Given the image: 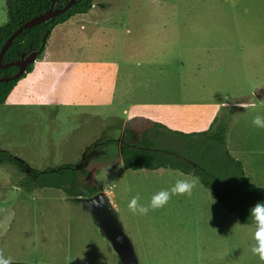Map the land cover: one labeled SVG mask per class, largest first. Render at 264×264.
I'll return each mask as SVG.
<instances>
[{
  "label": "rangeland",
  "instance_id": "1",
  "mask_svg": "<svg viewBox=\"0 0 264 264\" xmlns=\"http://www.w3.org/2000/svg\"><path fill=\"white\" fill-rule=\"evenodd\" d=\"M44 57L0 106V148L35 170H86L110 198L137 264H206L209 223L183 216L196 194L172 196L144 216L128 210L133 196L147 204L176 182L150 175L180 173L123 169L120 140L132 118L199 132L224 107L257 105L264 86L250 90L264 80V0H93L88 14L52 31ZM21 178L0 165V256L11 264H118L79 204L60 190L26 193ZM236 245L231 264H244L247 245Z\"/></svg>",
  "mask_w": 264,
  "mask_h": 264
},
{
  "label": "trees",
  "instance_id": "2",
  "mask_svg": "<svg viewBox=\"0 0 264 264\" xmlns=\"http://www.w3.org/2000/svg\"><path fill=\"white\" fill-rule=\"evenodd\" d=\"M55 2V8L68 0H5L7 23L0 26V49L6 39L26 21L45 13ZM93 7V0H78L61 15L30 29L23 30L5 51L1 64L6 65L21 55L37 50L42 39L46 42L52 31L75 16L85 15ZM45 46L36 60H44ZM32 64L17 80L0 82V106L6 104L18 81L30 73ZM16 67L0 68V77H12ZM224 107L222 115L209 129L183 133L172 131L154 121L132 118L125 122L120 140L122 168L131 171L171 170L196 178L216 202L234 215L243 225L253 226L250 209L264 202V189L249 184L242 164L231 157L226 148L227 128L240 105ZM121 128V125H120ZM0 165L13 166L22 178L18 187L26 193L43 189L60 190L66 197H89L97 188L88 180L86 170L64 164L45 170H35L0 148Z\"/></svg>",
  "mask_w": 264,
  "mask_h": 264
},
{
  "label": "crops",
  "instance_id": "3",
  "mask_svg": "<svg viewBox=\"0 0 264 264\" xmlns=\"http://www.w3.org/2000/svg\"><path fill=\"white\" fill-rule=\"evenodd\" d=\"M247 69L251 71V68H247L244 65V70ZM253 84L250 93L253 91L256 93L259 87H263L264 80L260 79L259 82ZM258 90L256 95H258L260 100H258L257 105L253 104L255 107L252 109L244 108L240 115L237 114L231 120L226 133V147L231 156L242 164L246 181L249 184L264 189V130L255 128L251 123L255 115L264 114V96L263 93H260L264 88ZM250 96L253 95L251 94ZM150 177L155 178L154 182L162 181V179L167 180V178H175L176 181L178 179H187L194 184L191 195L196 194L198 196L195 201L196 205L194 208H188L183 216L195 215L196 224L199 226L205 222L209 223L208 228H211L210 236L213 233V238L209 239L208 242L209 247L207 251L210 255L206 259V264H231V261L235 260L234 252H240L241 248L239 245H236L238 249L234 251V245L238 244L239 241L243 245H247L244 252L245 256L242 258L244 264H249V261L264 264L250 250L251 245L254 243L252 235L255 229L241 224L237 218L235 219L233 215L225 212L212 194L203 188L197 179L195 181L194 179H190L189 175L183 174L171 176L154 174L150 175ZM152 187L151 192H154L155 187ZM162 188L169 187L163 186ZM244 230H247L245 235Z\"/></svg>",
  "mask_w": 264,
  "mask_h": 264
},
{
  "label": "water",
  "instance_id": "4",
  "mask_svg": "<svg viewBox=\"0 0 264 264\" xmlns=\"http://www.w3.org/2000/svg\"><path fill=\"white\" fill-rule=\"evenodd\" d=\"M77 1L78 0H68L63 6L57 8L54 6L55 2L52 1L50 8L45 13L23 23L6 39L0 49V68L16 67L17 72L12 77H0V82L19 79L25 73L27 66L36 61L37 56L45 46L44 37L37 50L21 55L17 60L2 65V57L12 41L18 37L23 30L30 29L61 15L66 10L70 9ZM120 158L122 160V156ZM67 201L79 204L82 210L90 215L94 225L99 229L101 235L110 243L113 251L118 256L119 264H137L131 243L124 235L121 225L118 222L115 208L112 206L110 198L105 192L97 191L96 194L89 197L67 198Z\"/></svg>",
  "mask_w": 264,
  "mask_h": 264
},
{
  "label": "clouds",
  "instance_id": "5",
  "mask_svg": "<svg viewBox=\"0 0 264 264\" xmlns=\"http://www.w3.org/2000/svg\"><path fill=\"white\" fill-rule=\"evenodd\" d=\"M242 108L252 109L253 104L240 105ZM257 129L264 130V114H257L251 121ZM194 184L187 179H178L169 189H162L154 193L147 204L141 203L139 196H133L127 204L128 210L134 215L144 216L150 211L164 207L172 196L191 195ZM253 225L254 232L251 245V252L257 256L261 262H264V202L256 203L250 209L249 215ZM0 264H11V258L0 256Z\"/></svg>",
  "mask_w": 264,
  "mask_h": 264
},
{
  "label": "flooded vegetation",
  "instance_id": "6",
  "mask_svg": "<svg viewBox=\"0 0 264 264\" xmlns=\"http://www.w3.org/2000/svg\"><path fill=\"white\" fill-rule=\"evenodd\" d=\"M76 168H78L77 166H75Z\"/></svg>",
  "mask_w": 264,
  "mask_h": 264
}]
</instances>
